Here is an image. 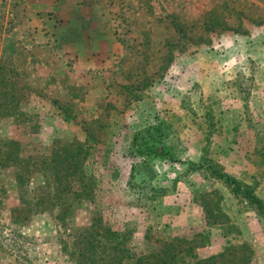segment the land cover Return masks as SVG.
Listing matches in <instances>:
<instances>
[{
  "label": "rangeland",
  "instance_id": "1",
  "mask_svg": "<svg viewBox=\"0 0 264 264\" xmlns=\"http://www.w3.org/2000/svg\"><path fill=\"white\" fill-rule=\"evenodd\" d=\"M149 127L170 155L143 163ZM187 162L264 203V0H0V264H79L105 226L264 264V217Z\"/></svg>",
  "mask_w": 264,
  "mask_h": 264
},
{
  "label": "trees",
  "instance_id": "2",
  "mask_svg": "<svg viewBox=\"0 0 264 264\" xmlns=\"http://www.w3.org/2000/svg\"><path fill=\"white\" fill-rule=\"evenodd\" d=\"M154 129L157 128L149 127L139 131L132 138V153L143 163L170 155V150L166 148L164 142L165 134L161 130ZM170 158L174 161L172 156ZM186 165L191 171L208 169L212 176L228 187L230 193L245 201L264 217V203L255 196L252 188L243 186L241 182L210 165L204 167V165L194 162H187ZM133 167H138V165ZM137 174L138 172L133 171L131 180ZM65 190L67 191V189ZM97 222L102 225L101 217ZM105 227L100 228L99 231L94 229L84 237L81 233L77 234L78 240L81 237L82 240L79 241L72 255L81 259L79 264H251L249 256L252 253L244 247L236 246H229L217 254L200 258L196 250L204 247L205 242L203 241L204 237L198 242L197 234L194 240L183 237L167 241L160 239L156 240V246L148 251L131 252L129 246L127 248L129 237L126 232Z\"/></svg>",
  "mask_w": 264,
  "mask_h": 264
},
{
  "label": "crops",
  "instance_id": "3",
  "mask_svg": "<svg viewBox=\"0 0 264 264\" xmlns=\"http://www.w3.org/2000/svg\"><path fill=\"white\" fill-rule=\"evenodd\" d=\"M39 3V7H43V8H49L52 7L53 8V0H38ZM49 11H53V10H49Z\"/></svg>",
  "mask_w": 264,
  "mask_h": 264
}]
</instances>
